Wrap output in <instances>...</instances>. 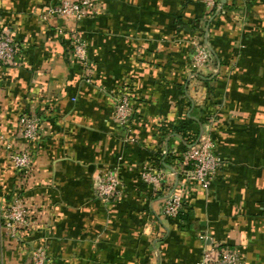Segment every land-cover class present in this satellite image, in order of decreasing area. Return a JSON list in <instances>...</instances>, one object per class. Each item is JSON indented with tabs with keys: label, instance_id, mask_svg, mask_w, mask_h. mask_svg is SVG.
Returning <instances> with one entry per match:
<instances>
[{
	"label": "crops",
	"instance_id": "obj_1",
	"mask_svg": "<svg viewBox=\"0 0 264 264\" xmlns=\"http://www.w3.org/2000/svg\"><path fill=\"white\" fill-rule=\"evenodd\" d=\"M60 1L0 0L22 45L17 63L0 65V214L19 193L7 149L26 145L19 118L38 115L41 130L26 192L39 225L20 250L0 222V264H25L39 245L49 264H197L216 256L212 241L243 264H264V0H224L214 17L204 0H98L77 25L44 21ZM74 29L90 72L73 56ZM201 36L215 54L211 72L193 66ZM123 90L135 106L128 128L113 118ZM206 134L224 160L207 189L186 181L182 166ZM144 165L165 175L157 194L141 180ZM113 168L123 191L106 203L94 183ZM180 189L182 212L166 217L162 200Z\"/></svg>",
	"mask_w": 264,
	"mask_h": 264
},
{
	"label": "built area",
	"instance_id": "obj_2",
	"mask_svg": "<svg viewBox=\"0 0 264 264\" xmlns=\"http://www.w3.org/2000/svg\"><path fill=\"white\" fill-rule=\"evenodd\" d=\"M98 0H62L49 5L41 14L44 21L61 18L66 22L77 25L88 14V11L97 5ZM208 13L215 10L216 14L223 8L221 0H204ZM211 17V16H210ZM73 56L80 61L90 72L92 69L91 59L88 53L87 43L78 29L72 31ZM193 66L196 71H213L215 68V54L203 36L192 40ZM22 56V45L16 39L14 33L4 25L0 16V65L17 63ZM87 81L91 79L87 77ZM135 113V106L128 90H123L115 95V109L113 118L115 122L124 128L131 125ZM40 117L36 114L24 113L18 121V132L26 141L21 149H16L12 144H7L8 157L14 167L20 172L19 193L14 200L1 210L0 222L3 235L16 249H23L27 235L36 230L39 225V213L30 206L26 198V192L31 185L34 171L33 143L40 137ZM0 139H4L0 136ZM130 140L135 141V138ZM224 160L216 151L211 135L199 137L182 155V166L186 181L197 182L203 188L211 187L220 174ZM141 180L148 184L154 193H159L165 182L162 171L144 165L140 172ZM95 196L106 203L119 201L123 191V181L119 168L109 169L100 175L94 183ZM184 191H172L165 195L162 200V212L166 217L177 218L183 207ZM205 241H212L208 235H201ZM217 247L216 256L205 253L203 259L197 264H243L240 255L229 247ZM49 256L45 245L34 247L29 252V258L25 264H49Z\"/></svg>",
	"mask_w": 264,
	"mask_h": 264
},
{
	"label": "trees",
	"instance_id": "obj_3",
	"mask_svg": "<svg viewBox=\"0 0 264 264\" xmlns=\"http://www.w3.org/2000/svg\"><path fill=\"white\" fill-rule=\"evenodd\" d=\"M224 7H225V5H224ZM210 13H211L210 16H213V17H214V15H216L215 10H212V12H210ZM208 15H209V13H208ZM210 16H209V17H210ZM181 212H182V210H181ZM181 212L179 213V216H180ZM179 216H178V217H179Z\"/></svg>",
	"mask_w": 264,
	"mask_h": 264
},
{
	"label": "rangeland",
	"instance_id": "obj_4",
	"mask_svg": "<svg viewBox=\"0 0 264 264\" xmlns=\"http://www.w3.org/2000/svg\"><path fill=\"white\" fill-rule=\"evenodd\" d=\"M206 5V4H205ZM207 11H208V8H207Z\"/></svg>",
	"mask_w": 264,
	"mask_h": 264
},
{
	"label": "water",
	"instance_id": "obj_5",
	"mask_svg": "<svg viewBox=\"0 0 264 264\" xmlns=\"http://www.w3.org/2000/svg\"><path fill=\"white\" fill-rule=\"evenodd\" d=\"M221 1H224V0H221Z\"/></svg>",
	"mask_w": 264,
	"mask_h": 264
}]
</instances>
